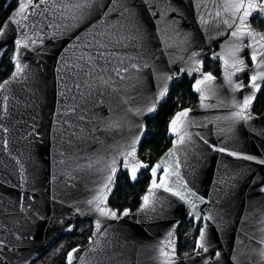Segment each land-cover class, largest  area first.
<instances>
[{
    "label": "water",
    "instance_id": "1",
    "mask_svg": "<svg viewBox=\"0 0 264 264\" xmlns=\"http://www.w3.org/2000/svg\"><path fill=\"white\" fill-rule=\"evenodd\" d=\"M21 3L26 7L18 23L0 37V62L12 46L13 58L15 39L27 45L17 57L22 72L13 77L11 58L13 70L0 84V264H32L73 234L78 222H90L92 232L86 245L74 247L73 264H81L80 256L84 264H264V111L253 112L260 89L251 119L231 116L238 110L234 102L252 92L253 48H264L245 36L243 44L253 47L237 53L245 70L234 72L228 52L241 43L232 36L239 19L225 0H18L10 17ZM257 15L262 18L257 10L249 23ZM205 58L218 62L219 76L200 85L202 100L193 85L210 73ZM225 70L234 73L231 83ZM183 77L193 80L197 105L184 108L188 116L175 133L170 123L184 109L173 114L171 145L150 166L139 157L146 122ZM133 139L135 154L126 167ZM132 164L147 167H138L133 179ZM165 167L168 186L185 200L162 187L149 191ZM142 170L149 171V184L138 207L124 215L125 209L110 206L117 178L124 172L135 182ZM109 175L101 206L115 218L95 210L94 197ZM184 218L206 228L207 252L177 256L176 231Z\"/></svg>",
    "mask_w": 264,
    "mask_h": 264
},
{
    "label": "trees",
    "instance_id": "2",
    "mask_svg": "<svg viewBox=\"0 0 264 264\" xmlns=\"http://www.w3.org/2000/svg\"><path fill=\"white\" fill-rule=\"evenodd\" d=\"M18 0H0V28L11 16L17 6ZM14 47L8 49L0 62V84L12 72L11 62ZM204 69L211 73L219 74V65L216 61L207 58L204 62ZM192 82L183 77L173 85L165 103L160 105L155 116L147 120L146 127L148 137L143 141L139 157L142 161L153 165V163L170 147L171 138L167 133V125L173 114L184 108H194L197 104V97L191 90ZM264 97V90L259 94L255 111L259 112ZM150 180L148 170H143L135 182H131L127 173L120 172L117 178V187L110 200V206L120 212L124 209L135 210L140 202V197L146 190ZM192 221L181 222L178 230V251L190 250L192 238L188 233L192 228ZM92 225L90 222H78L73 234L58 239L46 252H44L32 264H65L66 253L76 246L84 245L91 236Z\"/></svg>",
    "mask_w": 264,
    "mask_h": 264
},
{
    "label": "snow or ice",
    "instance_id": "3",
    "mask_svg": "<svg viewBox=\"0 0 264 264\" xmlns=\"http://www.w3.org/2000/svg\"><path fill=\"white\" fill-rule=\"evenodd\" d=\"M41 3H44V0H41ZM85 6H89L87 4H77L74 7L80 8V7H85ZM26 5L21 3L19 5V9L16 13L13 14V17L9 18V22L6 25V27L4 28H0V37H4L7 34V31L10 28V25L12 23H18V21L15 19L16 16H18L19 14L23 13L25 10ZM225 7L226 10L227 9H231L233 12V17L234 19H239V24H237L235 26V30L232 31V36L236 37L238 40L241 41V43H237L234 44L230 51L228 52V56L231 58V67L234 69V72H243L245 70V63H244V59L239 58L237 53L240 52L241 48L247 46L249 48L253 47V43H249L247 45L243 44V38L245 36L251 37L252 41L255 44H258L261 48H264V33H257L255 32L252 28L251 25L249 23V17L252 16L253 12L259 10V12L261 13L262 18H264V0H225ZM242 13V14H241ZM153 15H155V13H153ZM219 15V13H218ZM225 24H227L230 28L233 26L231 23H229V21L226 19L224 21ZM256 36H259L260 39L256 40ZM15 45H16V53L13 55V62L16 65V71L12 73L13 77L17 76L20 72H22L23 70V65L20 64L19 59L17 58L19 55V50L21 49V47H27L26 44H22V41L20 39H15ZM258 57H260V59L258 60ZM221 59H224V57H221ZM251 59H252V63L254 65V71L252 72V74L250 75L249 79H250V84L249 87L252 89V92L250 94H247L244 96L243 98V102H234L233 107H235L236 109H238L237 111H234L231 113V116L233 118L236 119H243V120H249L251 119L250 113H249V109L252 105V102L255 98V92L257 90L260 89L261 87V83L260 82H264V52H258L257 50H255V48H253V51L251 53ZM199 63V62H197ZM228 64V60H225V65ZM135 67V65H133ZM145 67H147V65H145ZM181 71H183V69H181ZM233 72H228L227 70H225V79L231 83V76L233 75ZM169 79H171V77H169ZM215 77L211 74V73H204L203 74V79H197L196 83L193 85L194 90L201 92V99H205L206 97L204 96L203 91L200 88V85L205 83L206 81H212L214 80ZM8 81H5V84H7ZM0 87H3V85H0ZM237 88L242 87V84L236 85ZM166 93V89L160 91L159 95L160 97H163ZM149 111H152V108L148 109ZM188 112L189 109H184L182 112H177L176 116L172 119L171 123H170V131L175 133L178 130V127L182 126L184 124V118H186L188 116ZM181 139H183V137H181ZM135 143H136V139H133V143H132V150L130 152H128L125 156V162H126V167L128 166V160L127 157L128 156H133L135 154ZM175 143V141L173 142ZM205 143H208L207 140H205ZM214 150L216 151H227L224 148H219L216 149L214 148ZM229 155L232 156H237L239 155V153L236 152H229ZM245 159L248 160H252L254 159V157L252 156H245ZM113 164H115V160L113 161ZM147 167V165H136V164H132L131 165V170H130V175L132 176L133 179H135L136 177V171L138 167ZM160 167V165H156L152 167V174L155 177L156 176V172L157 169ZM112 174H115L116 172V168L112 167L111 168ZM164 172H165V176L160 177V183L157 184L155 182V180H153L152 186L149 189V191L151 192L152 189L154 188H164L165 191H172L173 195H177L180 197L181 200H185L186 197L181 194L179 191L173 190L172 188H170L166 182V178L168 175V168L165 167L164 168ZM113 180V176L109 175L107 178V183H105L103 185V189L104 191H102L101 193H98L96 197H94V200L97 201L96 203V207L95 210L97 212H99L102 216H110V217H116L117 213L114 211H111L110 209H108L105 206H101L104 201L106 200V192L110 190V184L112 183ZM186 187V186H185ZM261 191H264V188L261 189ZM191 196H195V193H190ZM143 201L144 204L142 205V207L144 205H146L149 201V197L146 195L143 197ZM88 204H93V200H89ZM192 207L195 208V204H192ZM128 210L125 209L124 210V215H127ZM211 219V217L209 216H204V220L207 221ZM97 228H99L100 226V221L97 220ZM68 231H71V227H69L67 229ZM95 234V233H94ZM172 233L169 232V236H171ZM169 243H171V241H169ZM202 249L204 252L208 251V243L206 241V228H200V236L198 239H196L195 241V250H200ZM161 255L162 256H168V253L164 251V249L160 250ZM74 253H78V249L73 248L70 252H68L67 254V264H73V260L76 258L74 257ZM175 254V248H173V255ZM197 254H199L197 252ZM217 256L220 255L219 252L216 253ZM81 264H84V257L80 256L79 257ZM165 264H169L168 261H165Z\"/></svg>",
    "mask_w": 264,
    "mask_h": 264
},
{
    "label": "flooded vegetation",
    "instance_id": "4",
    "mask_svg": "<svg viewBox=\"0 0 264 264\" xmlns=\"http://www.w3.org/2000/svg\"><path fill=\"white\" fill-rule=\"evenodd\" d=\"M250 23H251V25L254 27V28H256L259 32H263L264 31V19L263 18H260L259 17V15H257V16H255L254 18H252V20L250 21ZM207 58H205V60H206ZM205 60H204V62H205ZM214 61H216V60H214ZM217 62V61H216ZM218 63V62H217ZM247 63L248 64H250V61H249V59L247 58ZM219 65V64H218ZM205 70V69H204ZM206 71V70H205ZM206 72H210V71H206ZM211 73V72H210ZM211 74H213V73H211ZM214 76H219V74L218 75H215V74H213ZM191 82H193V80H190ZM247 83H248V81H246L245 82V85H247ZM192 85V84H191ZM262 90H264V83L262 84V86H261V88H260V90H259V92H258V95H257V98H258V96H259V94L261 93V91ZM196 96V95H195ZM197 97V96H196ZM257 98H256V101H257ZM256 101H255V104H256ZM263 102H262V105H261V107H260V110H259V112H254L255 111V105H254V110H253V112L255 113V114H257V115H259V114H261L263 111H264V97H263V100H262ZM197 102H198V100H197ZM197 105V104H196ZM144 162V161H143ZM146 163V162H145ZM149 164V163H148ZM152 166V165H151ZM143 171V170H142ZM134 211V210H133ZM186 221H192V223H193V226H192V228L190 229V231H189V233H188V235H189V237H190V239L192 238V246L190 247V250H188V251H184V252H179L178 251V243H179V237H178V230H179V227H178V229H177V231H176V236H177V256L178 257H180V258H185L186 256H188V255H190L194 250H195V241H196V239L198 238V236H199V232H200V228H201V222H199L198 224L197 223H195V221L193 220V219H188V218H184ZM183 219V220H184ZM182 220V221H183ZM75 228H76V226H75ZM92 232V231H91ZM91 237V236H90ZM90 237L88 238V240L90 239ZM88 240H87V242H88ZM87 242L84 244V245H86L87 244ZM84 245H81V246H84ZM70 251V250H69ZM68 253V252H67ZM66 253V254H67ZM198 253L199 254H202L203 253V250L202 249H200V250H198ZM198 254V255H199ZM66 258V257H65ZM215 258V254H213L212 255V257H211V260H213Z\"/></svg>",
    "mask_w": 264,
    "mask_h": 264
}]
</instances>
